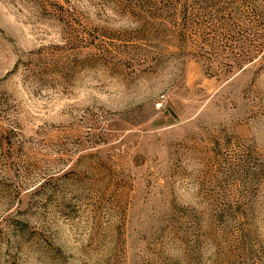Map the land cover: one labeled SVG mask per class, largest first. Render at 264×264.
<instances>
[{"label": "rangeland", "instance_id": "obj_1", "mask_svg": "<svg viewBox=\"0 0 264 264\" xmlns=\"http://www.w3.org/2000/svg\"><path fill=\"white\" fill-rule=\"evenodd\" d=\"M0 264H264V0H0Z\"/></svg>", "mask_w": 264, "mask_h": 264}, {"label": "trees", "instance_id": "obj_2", "mask_svg": "<svg viewBox=\"0 0 264 264\" xmlns=\"http://www.w3.org/2000/svg\"><path fill=\"white\" fill-rule=\"evenodd\" d=\"M242 60H245V59H242ZM244 62V61H243Z\"/></svg>", "mask_w": 264, "mask_h": 264}]
</instances>
